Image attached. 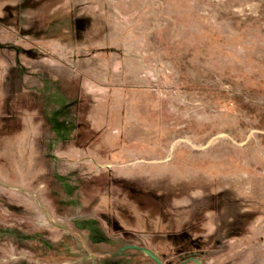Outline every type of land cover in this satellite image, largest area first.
Returning <instances> with one entry per match:
<instances>
[{"label":"rangeland","instance_id":"374dc122","mask_svg":"<svg viewBox=\"0 0 264 264\" xmlns=\"http://www.w3.org/2000/svg\"><path fill=\"white\" fill-rule=\"evenodd\" d=\"M0 264H264V0H0Z\"/></svg>","mask_w":264,"mask_h":264},{"label":"water","instance_id":"95a60500","mask_svg":"<svg viewBox=\"0 0 264 264\" xmlns=\"http://www.w3.org/2000/svg\"><path fill=\"white\" fill-rule=\"evenodd\" d=\"M153 257V256H152ZM153 259L157 262V263H160L159 260L155 257H153Z\"/></svg>","mask_w":264,"mask_h":264},{"label":"bare ground","instance_id":"6f19581e","mask_svg":"<svg viewBox=\"0 0 264 264\" xmlns=\"http://www.w3.org/2000/svg\"><path fill=\"white\" fill-rule=\"evenodd\" d=\"M150 255L153 256V257H155V254H153V253H150ZM155 258H156V257H155Z\"/></svg>","mask_w":264,"mask_h":264}]
</instances>
